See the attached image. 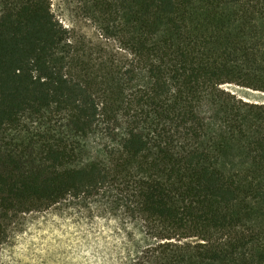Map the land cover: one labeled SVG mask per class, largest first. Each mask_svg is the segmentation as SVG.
<instances>
[{
  "label": "trees",
  "instance_id": "obj_1",
  "mask_svg": "<svg viewBox=\"0 0 264 264\" xmlns=\"http://www.w3.org/2000/svg\"><path fill=\"white\" fill-rule=\"evenodd\" d=\"M88 7L83 47L50 0H0V249L65 205L140 236L120 264H264V102L221 87L264 92V0Z\"/></svg>",
  "mask_w": 264,
  "mask_h": 264
},
{
  "label": "rangeland",
  "instance_id": "obj_2",
  "mask_svg": "<svg viewBox=\"0 0 264 264\" xmlns=\"http://www.w3.org/2000/svg\"><path fill=\"white\" fill-rule=\"evenodd\" d=\"M50 3L73 41L84 47L91 41L103 40L88 0ZM221 87L243 100L264 102V92L235 83ZM139 238L131 228L122 229L111 216L58 205L21 214L12 223L8 239L0 249V264H120Z\"/></svg>",
  "mask_w": 264,
  "mask_h": 264
}]
</instances>
